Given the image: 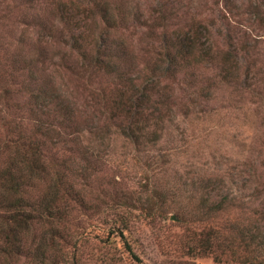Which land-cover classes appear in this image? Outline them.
<instances>
[{
	"label": "trees",
	"instance_id": "trees-1",
	"mask_svg": "<svg viewBox=\"0 0 264 264\" xmlns=\"http://www.w3.org/2000/svg\"><path fill=\"white\" fill-rule=\"evenodd\" d=\"M172 1L166 0L139 22L145 44L138 48L129 39L132 35L123 33L129 17L125 7L118 9L105 0H42L43 4L21 0V6L14 4L21 11L22 28L54 35V30L66 31L61 44L76 59L58 61L54 68L79 79L103 77L104 82L99 91L91 92L83 109H78L75 94L68 87H58L45 74L43 65L53 57L42 50L39 39L28 46L30 35L21 32L16 42L0 43V264H82L86 256L118 262L122 253L135 258L136 222L127 209L134 204L99 207L82 193L90 185L88 163L98 162L94 150L109 147L108 137H121L137 152L155 149L143 165L164 171L172 160L169 144L176 137L173 132L179 127L173 121L178 114L189 113L188 105L175 93L179 77L203 100L222 91L237 101L244 90L264 99V67L256 58L260 42L256 34L242 23L234 30L240 19L232 25L224 18V30H218L216 39L201 18L189 13V7L180 12V0H175L177 6ZM262 3L247 12V27L255 25L254 19L264 25V0ZM181 20L186 21L181 24ZM88 21L98 25L97 29L92 31ZM121 27L122 32L115 35ZM82 111L91 116L80 119L76 114ZM74 153L80 156H72ZM216 164L218 171L221 163ZM199 170L203 168L194 169L195 181L182 182L180 192L188 193L187 201L199 198L201 221L207 227L200 231L201 243L186 250L188 255L210 254L215 262H225L224 255L238 261L233 246L218 241L226 234L230 243L239 240L251 255L250 264H264L260 227L249 228L233 218L223 220L221 227L207 224L229 210L243 208L241 193L233 190L237 187L236 167L221 173L204 169L199 174ZM247 175L255 177L250 172ZM224 181L228 188L214 196L215 186ZM178 190L170 193L171 200L159 202L158 211L150 199L140 200L136 207L145 209L151 220L163 219L164 209L170 205L167 202H171L177 205L178 221L185 225L184 206L174 202ZM75 211L91 212L85 214L88 218L101 217L99 226L78 219ZM94 249L100 253L95 254Z\"/></svg>",
	"mask_w": 264,
	"mask_h": 264
},
{
	"label": "rangeland",
	"instance_id": "rangeland-1",
	"mask_svg": "<svg viewBox=\"0 0 264 264\" xmlns=\"http://www.w3.org/2000/svg\"><path fill=\"white\" fill-rule=\"evenodd\" d=\"M105 1L110 6H117L118 9L125 7L128 10L129 17L126 18L127 22L123 23V33L132 35L129 39L137 48L145 44L144 41L142 42L143 29L139 28V22L148 18L151 12L157 11L159 5L166 2V0ZM172 2L178 5L175 0ZM180 2V12L184 13L189 7V13L201 18L216 39L219 36L218 30H224L227 22L225 19H229L228 22L230 21L232 25L234 20L240 19L235 26L242 23L250 33L256 34L259 38L256 58L260 66L264 67V25L260 26L258 20L254 19L255 25L247 27L249 23L247 12L256 6L260 7L263 4L262 0H180ZM14 4L22 5L21 0H0V43L8 40L16 42L21 32L26 36L30 35L28 46L39 39L42 50L53 57L46 65H43L44 68L46 67L45 74L52 77L58 87H68L75 94L78 109H83L84 102L90 101L91 92L99 91V86L103 85V77L100 79L99 76H95L90 80L86 75L83 79H79V77L70 76L63 69H57L59 62L76 59V56L61 44L64 40L61 36L66 31L60 34L59 31L54 30V35L44 33L42 30L40 33L36 30L31 31L25 26L22 28L18 20L21 11ZM185 21L181 20V24ZM55 23L61 30V24L57 21ZM87 24L92 31L98 27L96 24L94 27L90 21ZM238 29L240 28L237 26L234 30ZM121 32L122 27L115 32V35ZM32 50V48L28 49V51ZM62 57L64 59H61ZM101 80L102 83H100ZM174 87L175 93L188 105L189 113L186 116L178 114L173 121L179 127L173 132L176 135L173 138L174 141L170 144V141L168 142L172 160L165 164L164 171L157 172L159 169L155 166L143 165L144 160L148 155L154 154L155 149L137 152L132 146L125 145L121 137L115 140H109L108 137L106 141L110 142L109 147L104 148L105 150H98V148L94 150L98 162L88 163L87 170L91 173L90 185L85 186L82 191L87 201L99 207L106 204L120 206L134 204L127 209L132 212L134 215L132 219L136 222L132 243L136 257L122 253L121 260L111 262L106 258L86 256L82 264H250L251 255L242 249L238 239L230 243L226 234L218 241L225 246H233L232 249L236 250L239 262L228 259L224 255L222 258L225 262L222 260L215 262L210 254L188 255L186 252L188 248L196 247L201 243L200 231L206 226L201 221L202 207L198 203L199 198L187 201L185 198L188 193L180 192L184 186L182 185L184 180L187 183L195 181L194 169L198 170L202 167L203 170H199V174H202L204 169H209L210 173H221V170L235 166L237 187L233 190L236 192L235 189H237L241 193L239 197L243 208L229 210L226 214L219 215L213 223L207 224L211 227H221L223 220L233 218L249 228L255 224L260 227L261 232H264V99L260 101L249 90H244L236 96L237 101L233 97H227V94L222 91L215 93L208 100H203L195 96L194 88H191L182 77L178 78ZM76 115L80 119L91 116L90 112L85 111ZM72 156L80 155L74 153ZM216 162L221 163V169L218 171L215 169ZM243 162L247 164L243 165ZM249 172L255 177L248 178ZM224 182L225 184L215 186L217 189L213 195L216 192L221 194L226 191L228 182ZM176 189L179 190L175 192L177 194L176 197L174 196V202L182 203L184 206L187 213L186 220L183 222L185 225L178 221L174 213L177 205L171 202H167L170 205L164 209L163 219L151 220L150 217L145 216L148 214L145 209L136 207L140 200L150 199L154 203L152 206L158 211L159 202L169 200L172 197L170 193L172 194ZM253 190H255L254 194H252ZM196 196L200 197L199 194ZM73 214L78 215V219L87 220L98 226L100 224L101 217L95 215L88 218L85 215L91 214L89 211L88 213L75 211ZM94 253L100 252L94 249Z\"/></svg>",
	"mask_w": 264,
	"mask_h": 264
}]
</instances>
